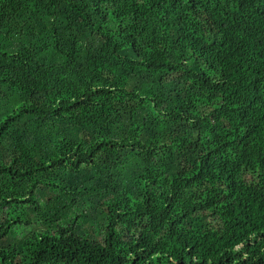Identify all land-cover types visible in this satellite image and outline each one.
Wrapping results in <instances>:
<instances>
[{"label": "trees", "instance_id": "obj_1", "mask_svg": "<svg viewBox=\"0 0 264 264\" xmlns=\"http://www.w3.org/2000/svg\"><path fill=\"white\" fill-rule=\"evenodd\" d=\"M0 264H264V0H0Z\"/></svg>", "mask_w": 264, "mask_h": 264}, {"label": "rangeland", "instance_id": "obj_2", "mask_svg": "<svg viewBox=\"0 0 264 264\" xmlns=\"http://www.w3.org/2000/svg\"><path fill=\"white\" fill-rule=\"evenodd\" d=\"M21 230V229H20Z\"/></svg>", "mask_w": 264, "mask_h": 264}]
</instances>
